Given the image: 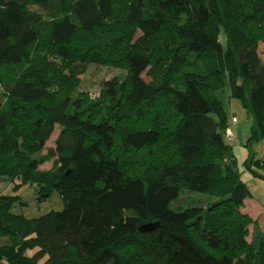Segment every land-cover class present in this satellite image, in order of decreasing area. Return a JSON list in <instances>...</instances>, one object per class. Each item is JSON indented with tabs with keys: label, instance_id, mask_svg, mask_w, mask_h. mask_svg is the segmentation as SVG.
I'll list each match as a JSON object with an SVG mask.
<instances>
[{
	"label": "trees",
	"instance_id": "1",
	"mask_svg": "<svg viewBox=\"0 0 264 264\" xmlns=\"http://www.w3.org/2000/svg\"><path fill=\"white\" fill-rule=\"evenodd\" d=\"M260 43L264 0H0V175L64 201L26 218L0 193V264H264L218 97L264 138ZM90 65L126 74L91 98ZM183 188L214 199L172 210Z\"/></svg>",
	"mask_w": 264,
	"mask_h": 264
},
{
	"label": "rangeland",
	"instance_id": "2",
	"mask_svg": "<svg viewBox=\"0 0 264 264\" xmlns=\"http://www.w3.org/2000/svg\"><path fill=\"white\" fill-rule=\"evenodd\" d=\"M258 52L264 61V44L260 43L258 45ZM125 74V71L119 68L103 65H90L86 73L82 76L78 91L88 94L92 98L101 90L103 81L109 80L112 77L124 79ZM143 78L145 80H149V77H147L145 73L143 74ZM76 94H74V96ZM218 97L223 103L228 119L231 120V115H235L238 123L243 125H248L249 123L252 124V117L247 113L242 102L239 99L230 96V87L228 84H226L218 93ZM58 130L59 128L56 126L55 131L46 143V148L43 150V153L46 152L47 148L54 146V140L57 136ZM231 137H234L233 132ZM230 144L232 146V152L236 156L237 163L235 167L241 173V179L250 187L251 190V197L248 198L249 200L246 203L244 202L240 211L251 219V223L247 226L248 234L246 239L253 244V242L248 239V235L249 233L251 234L253 228L255 227L262 231L263 234L261 233V236L264 239V209L261 207L259 209L253 202H258L264 206V169L254 163L252 164L253 166L251 167V171L248 169L247 171H244L243 160L251 154L254 155L255 158L264 156V138L252 143L246 142L245 144H240L235 140L230 142ZM51 166L52 159L40 165L39 168L44 170L49 169ZM0 177L7 178V180L12 184L9 176L0 175ZM0 193H12L14 195H19L20 201L14 203L11 211L16 214H22L26 218L39 217L50 211H59L64 207V201L57 191H53L49 197L39 200L37 187L34 185L24 184L18 187L16 191L11 189L7 192L0 191ZM213 199L214 198L209 194L190 191L183 188L181 189L179 196L170 203V208L172 210H182L189 206L198 205L206 207ZM2 242H7V238L2 239ZM255 248H257V246H255Z\"/></svg>",
	"mask_w": 264,
	"mask_h": 264
},
{
	"label": "crops",
	"instance_id": "3",
	"mask_svg": "<svg viewBox=\"0 0 264 264\" xmlns=\"http://www.w3.org/2000/svg\"><path fill=\"white\" fill-rule=\"evenodd\" d=\"M232 117H236V116L235 115H231V118ZM228 120L230 121V119H228ZM251 125L252 124H250V123L248 125L247 124L243 125V124L238 123L237 117H236V121L229 122V129L233 132V136H234L232 141L236 140L240 144H243V143L245 144L247 142V140H248V137L250 136ZM257 158H259L261 160H264V156L263 157H257ZM11 185L12 184L7 180V178L0 177V191L1 192L2 191L3 192H7L8 190H10ZM248 200L249 199L247 198V199H245L244 202L246 203ZM253 202L255 203V205H257V207L259 209H260V207L262 209H264V206L261 205L260 203L255 202V201H253ZM261 233H262V231L259 228H257V227L253 228L251 234L249 233L248 239H250L253 242L254 246L258 247L260 241L264 240L262 238V236H261Z\"/></svg>",
	"mask_w": 264,
	"mask_h": 264
},
{
	"label": "water",
	"instance_id": "4",
	"mask_svg": "<svg viewBox=\"0 0 264 264\" xmlns=\"http://www.w3.org/2000/svg\"><path fill=\"white\" fill-rule=\"evenodd\" d=\"M154 227H155V223H147V224L142 225L140 227V229L142 231H150V230L154 229Z\"/></svg>",
	"mask_w": 264,
	"mask_h": 264
},
{
	"label": "built area",
	"instance_id": "5",
	"mask_svg": "<svg viewBox=\"0 0 264 264\" xmlns=\"http://www.w3.org/2000/svg\"><path fill=\"white\" fill-rule=\"evenodd\" d=\"M230 121L231 122L236 121V117H232ZM225 135H226V138H227L228 141H230L232 139V137H231L232 136V131L229 128L226 129Z\"/></svg>",
	"mask_w": 264,
	"mask_h": 264
}]
</instances>
